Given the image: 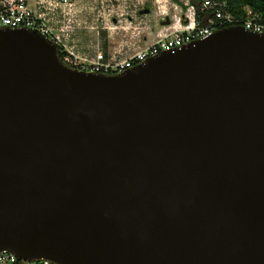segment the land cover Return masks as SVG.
<instances>
[{"label":"water","instance_id":"obj_1","mask_svg":"<svg viewBox=\"0 0 264 264\" xmlns=\"http://www.w3.org/2000/svg\"><path fill=\"white\" fill-rule=\"evenodd\" d=\"M1 252L264 264V34L221 29L103 75L0 29Z\"/></svg>","mask_w":264,"mask_h":264},{"label":"built area","instance_id":"obj_2","mask_svg":"<svg viewBox=\"0 0 264 264\" xmlns=\"http://www.w3.org/2000/svg\"><path fill=\"white\" fill-rule=\"evenodd\" d=\"M72 4V0H33L32 4L30 0H0V29L36 31L56 47L62 63L67 67L103 75L121 74L160 53L205 39L221 29L242 27L255 34H264V26L258 22L259 16L248 7H243V15L236 17L227 11L226 0H199L197 6L189 0H174L170 7L169 25L150 46L125 55L105 57L97 52L91 58L80 57L73 45L76 22L72 15ZM0 264L50 263L21 261L8 252H1Z\"/></svg>","mask_w":264,"mask_h":264},{"label":"crops","instance_id":"obj_3","mask_svg":"<svg viewBox=\"0 0 264 264\" xmlns=\"http://www.w3.org/2000/svg\"><path fill=\"white\" fill-rule=\"evenodd\" d=\"M72 1L73 45L78 56L91 58L97 52L109 57L150 46L164 33L161 23L172 13L174 0Z\"/></svg>","mask_w":264,"mask_h":264},{"label":"trees","instance_id":"obj_4","mask_svg":"<svg viewBox=\"0 0 264 264\" xmlns=\"http://www.w3.org/2000/svg\"><path fill=\"white\" fill-rule=\"evenodd\" d=\"M189 2L197 6L199 0H189ZM227 2V11L236 17L243 15L242 8L248 7L251 11L259 16V23L264 26V0H226ZM199 14V12H197ZM59 54L60 59L61 54Z\"/></svg>","mask_w":264,"mask_h":264},{"label":"rangeland","instance_id":"obj_5","mask_svg":"<svg viewBox=\"0 0 264 264\" xmlns=\"http://www.w3.org/2000/svg\"><path fill=\"white\" fill-rule=\"evenodd\" d=\"M168 17V16H167ZM118 31H120V32H123V30L121 31V30H118ZM115 56V55H114Z\"/></svg>","mask_w":264,"mask_h":264}]
</instances>
